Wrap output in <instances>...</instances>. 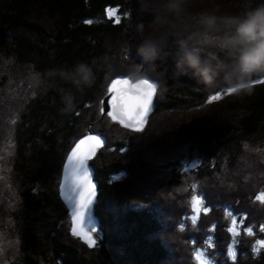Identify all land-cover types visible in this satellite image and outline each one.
Instances as JSON below:
<instances>
[{"label":"trees","instance_id":"16d2710c","mask_svg":"<svg viewBox=\"0 0 264 264\" xmlns=\"http://www.w3.org/2000/svg\"><path fill=\"white\" fill-rule=\"evenodd\" d=\"M242 2L189 0L187 9L194 14L218 5L235 14ZM109 8L118 16L107 18ZM166 29L167 43L151 66L136 48L164 30L155 0H0V236L10 247L4 264H171L173 240L184 264H196L197 248L211 264H264V249L256 246L264 239V204L255 200L264 192V83L238 95L223 80L209 88L190 75L177 77L185 29ZM80 63L92 70L88 86L76 83ZM133 64H143L139 73ZM118 75L160 84L144 132L100 111ZM217 92L221 99L208 103ZM89 131L107 140L92 161L103 231L94 248L72 236L60 193L67 155ZM166 193L176 198L168 207ZM194 194L211 208L196 223ZM177 203L185 208L177 211ZM245 213L233 237L227 231L232 218Z\"/></svg>","mask_w":264,"mask_h":264},{"label":"clouds","instance_id":"9594fccd","mask_svg":"<svg viewBox=\"0 0 264 264\" xmlns=\"http://www.w3.org/2000/svg\"><path fill=\"white\" fill-rule=\"evenodd\" d=\"M188 3L155 0L156 19L164 30L143 39L136 54L154 66L167 43L166 25H182L185 34L174 62L175 75H190L209 88L223 80L235 94H251L252 77L264 75V0H243L241 11L235 14L222 13L218 5L190 14ZM142 67L133 64V73ZM75 74L77 84H91L92 70L87 64H78Z\"/></svg>","mask_w":264,"mask_h":264},{"label":"snow or ice","instance_id":"6c2138e0","mask_svg":"<svg viewBox=\"0 0 264 264\" xmlns=\"http://www.w3.org/2000/svg\"><path fill=\"white\" fill-rule=\"evenodd\" d=\"M108 11L111 17L112 10L109 9ZM116 22L119 23V20ZM86 23L91 24L92 21L88 20ZM257 82L264 83V81ZM156 92V85L147 78L133 82L126 76H118L111 80V84L107 89V102L104 107H101L100 111L104 113L105 107H107L109 109L107 116L114 122H118L126 129H131L138 133L143 132L148 122L149 113L152 110L153 98ZM228 92L234 93V89L229 88ZM220 99L221 94L217 92L208 98V103L219 101ZM101 103L104 104V101ZM102 143L103 141L99 135L89 134L79 139L63 164V178L60 182L61 195L73 206L71 234L73 237L81 239L89 248L95 247L97 241L92 235L96 229L94 227L85 228L84 226L87 211L96 196V185L92 181L88 164L96 155L97 149L102 146ZM255 200L264 204V192L256 195ZM205 204L206 201L203 196L192 195L191 211L194 215L191 219L193 223L197 222L201 213L207 215L211 211L210 206H203ZM229 214L231 215V213ZM246 219V213L239 220L233 217L231 226L227 229L228 233L233 237L239 236L240 232L237 230L236 225L239 222L243 226ZM209 230L215 232L217 226L213 224ZM244 231L249 237L254 235L251 227L244 228ZM260 231L264 232V225L260 226ZM208 240L211 242L213 237L209 236ZM192 243L195 245L196 241L193 240ZM256 246L264 249V239L257 240ZM253 250L255 251L256 248ZM227 254L232 261H236L237 253L231 244L228 246ZM192 255L196 264H209L202 249L197 248Z\"/></svg>","mask_w":264,"mask_h":264},{"label":"water","instance_id":"95a60500","mask_svg":"<svg viewBox=\"0 0 264 264\" xmlns=\"http://www.w3.org/2000/svg\"><path fill=\"white\" fill-rule=\"evenodd\" d=\"M118 76H123V75H118ZM117 76V77H118ZM117 77H115V78H117ZM126 77H128V78H130L133 82H135V80H134V78L132 77V76H126ZM114 78V79H115ZM147 79H149V81L150 82H152V83H154L155 85H156V87H157V92H156V94H155V96H154V98H153V105H152V110H151V112L149 113V117H148V122H147V124H146V126H145V128H144V130L147 128V125L149 124V121H150V118H151V116H152V114L156 111V109H157V96H158V91H159V89H160V84L158 83V82H156V81H154V80H152V79H150V78H147ZM257 81H264V78H261V79H258V80H255V81H252V84H256V83H258ZM107 99H108V96L106 95V97L104 98V104H103V107H104V105L106 104V102H107ZM109 109L107 108V107H105V110H104V115H107V111H108ZM116 123H118V122H116ZM121 125V124H120ZM122 126V125H121ZM129 130H131V129H129ZM143 130V131H144ZM131 131H133V130H131ZM135 132V131H134ZM89 134H92V135H99L100 137H101V139H102V141H103V143H102V146L99 148V149H97V153H96V155L93 157V159L92 160H90L89 161V164H88V167H89V171H90V174H91V178H92V181H93V183L96 185V196H95V198L93 199V201H92V203L90 204V206H89V209H88V211H87V214H86V223H85V228H91V227H94L95 229H96V231L92 234L93 235V237L96 239V241H97V243L98 242H100L102 239H103V231H102V227H101V222H100V219L98 218V214H97V209H96V205L98 204V202H99V195H100V185H99V182H98V180H96V170H95V168H94V165H93V163H92V161L97 157V155H98V153H99V151H100V149H102L103 147H105L106 146V144H107V140H106V138L102 135V134H100V133H96V132H94V131H89L87 134H85V135H89ZM84 135V136H85ZM81 138H83V136L81 137ZM80 138V139H81ZM79 140V139H78ZM77 140V141H78ZM76 141V142H77ZM75 142V143H76ZM74 146H75V144H74ZM73 146V147H74ZM62 178H63V173H62ZM62 180V179H61ZM60 193H61V188H60ZM61 198H62V200H63V202H64V204L66 205V207H67V209H68V211H69V215H70V218H71V224H72V216H71V214H72V211H73V206L71 205V204H69L65 199H64V197L61 195ZM82 241V240H81ZM97 243H96V245H97ZM95 245V246H96ZM94 248V247H93Z\"/></svg>","mask_w":264,"mask_h":264},{"label":"rangeland","instance_id":"374dc122","mask_svg":"<svg viewBox=\"0 0 264 264\" xmlns=\"http://www.w3.org/2000/svg\"><path fill=\"white\" fill-rule=\"evenodd\" d=\"M109 9H111L112 10V15H111V17H117L118 16V10L117 9H115V8H109ZM108 9V10H109ZM107 10V12H106V17L107 18H111L110 17V14H109V11ZM160 91V90H159ZM159 91H158V95H159ZM222 96V95H221ZM157 100H158V96H157ZM157 110V109H156ZM156 112V111H155ZM154 112V113H155ZM154 113L152 114V116L154 115ZM152 116H151V118H152ZM151 118H150V121H151ZM150 121H149V123H150ZM149 125V124H148ZM148 125H147V127H148ZM146 130V129H145ZM144 130V131H145ZM143 131V132H144ZM134 132V131H133ZM248 158H250V157H248ZM169 192V191H168ZM176 199V198H175ZM175 199H173V196L171 195V194H168V193H166V198L164 199V200H162V203H163V205L164 206H166V207H168L167 206V202H172V201H175ZM99 203V202H98ZM159 203V202H158ZM98 205V204H97ZM96 205V206H97ZM175 206L176 207H178V208H175L177 211L180 209H184L185 208V205H182V204H175ZM178 217H176V216H174V219H177ZM172 219H173V217H172ZM178 235V234H177ZM180 236H181V233L179 234ZM1 242H2V245H1ZM9 243L7 242V240L4 238L3 239V237H1L0 236V252H2V255H0V264H4L3 263V259L4 258H7V251H9V245H8ZM172 245H173V248H175L174 250V255H173V257H172V263L171 264H184V262H183V260L181 259V258H179L180 257V253H178V251H177V249H180V247L178 246V242L177 241H175L174 242V240L172 241ZM206 258V257H205ZM207 259V258H206ZM208 260V259H207ZM209 264H211V262L209 261Z\"/></svg>","mask_w":264,"mask_h":264},{"label":"bare ground","instance_id":"6f19581e","mask_svg":"<svg viewBox=\"0 0 264 264\" xmlns=\"http://www.w3.org/2000/svg\"><path fill=\"white\" fill-rule=\"evenodd\" d=\"M251 186V185H250ZM221 187V186H220ZM244 187V186H243ZM248 187V186H247ZM221 190V189H220ZM183 197V196H182ZM219 198V197H218ZM236 198V197H235ZM236 204V203H235ZM186 237V236H185ZM87 245V244H86ZM190 259V258H189Z\"/></svg>","mask_w":264,"mask_h":264}]
</instances>
